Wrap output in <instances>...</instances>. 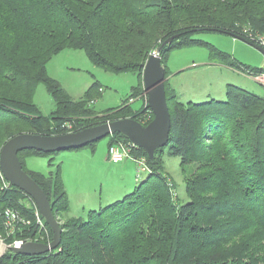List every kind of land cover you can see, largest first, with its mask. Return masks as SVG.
Masks as SVG:
<instances>
[{
	"label": "trees",
	"instance_id": "1",
	"mask_svg": "<svg viewBox=\"0 0 264 264\" xmlns=\"http://www.w3.org/2000/svg\"><path fill=\"white\" fill-rule=\"evenodd\" d=\"M243 27L264 32V0H0V148L22 132L58 135L127 117L146 125L153 113L143 66L176 35L160 51L168 141L152 158L143 148L131 150L145 158V178L121 198L68 217L59 169L27 172L47 195L61 239L38 255L7 248L0 264H264V95L228 83L221 100H183L169 85L166 66L170 50L198 44L208 47L214 62L249 75L264 73V65L249 67L196 37L206 31L239 36ZM63 49H82L92 63L115 73H136L139 83L120 105L95 111L90 104L97 81L74 100L49 75L48 61ZM37 83L54 100L48 115L33 101ZM134 96L142 99L138 108L130 106ZM127 141L115 132L108 146ZM24 152L45 153L23 149L19 159ZM165 154L189 169L187 201L164 170ZM6 184L0 172V237L7 244L49 242L52 230L43 217L42 227L36 223L33 199ZM7 207L29 221L13 233L5 226Z\"/></svg>",
	"mask_w": 264,
	"mask_h": 264
},
{
	"label": "rangeland",
	"instance_id": "2",
	"mask_svg": "<svg viewBox=\"0 0 264 264\" xmlns=\"http://www.w3.org/2000/svg\"><path fill=\"white\" fill-rule=\"evenodd\" d=\"M196 37L231 54L249 67L264 65L262 52L231 35L206 31L196 34ZM166 66L171 71L168 76L169 85L175 88L183 100H221L225 97L228 83L264 95V84L261 80H256L248 71L242 72L214 62L205 45L194 44L170 50L166 56ZM46 67L49 75L74 100L82 98L91 83L97 81L100 85L99 92L90 105L98 112L123 103L132 87L139 83L136 73H115L95 65L82 49H63L50 58ZM33 101L44 115L50 114L54 109V100L43 83L36 84ZM141 104L142 99L138 96H134L130 102L131 108H138ZM109 136L110 134L77 149L41 154L24 152L20 154L23 169L26 172L48 174L58 168L69 205L66 216H84L89 209H97L132 191L137 181L147 175L146 170L139 171L138 163L131 158L119 162L108 159ZM163 163L165 172L176 185L177 195L187 201L184 186L189 169L180 164L177 156L165 154ZM0 239L1 255L7 249V243L1 237Z\"/></svg>",
	"mask_w": 264,
	"mask_h": 264
},
{
	"label": "water",
	"instance_id": "3",
	"mask_svg": "<svg viewBox=\"0 0 264 264\" xmlns=\"http://www.w3.org/2000/svg\"><path fill=\"white\" fill-rule=\"evenodd\" d=\"M176 35L164 40L147 58L142 70V84L147 105L153 118L142 125L137 120L127 117L86 127L77 131L58 135H40L22 132L10 137L0 148V172L9 185L15 186L29 195L41 216L52 230V239L48 243L28 241L20 247L10 246L12 252L24 255H38L56 248L61 239V227L51 211L47 195L34 179L22 168L17 152L23 149H35L45 153L60 150L77 149L94 142L108 134L119 132L127 137L135 146L143 148L149 158L153 157L156 148L164 146L168 141L170 129V113L164 89V67L160 61V51ZM243 40L264 55V49L253 45L241 36H233Z\"/></svg>",
	"mask_w": 264,
	"mask_h": 264
},
{
	"label": "built area",
	"instance_id": "4",
	"mask_svg": "<svg viewBox=\"0 0 264 264\" xmlns=\"http://www.w3.org/2000/svg\"><path fill=\"white\" fill-rule=\"evenodd\" d=\"M239 36L245 38L247 41L251 42L252 44L257 45V46L264 49V32L253 29L251 27H243L240 31ZM263 76H264V74H263ZM262 82H264V81H262ZM132 100H133V98H130L129 102H131ZM136 147L137 146H135L130 141L115 142V143L111 144L110 146H108L107 157L109 160H111L113 162H119L125 158H131L138 163L139 171L146 170L147 164H146L145 158L141 157V156L135 157L131 153V150L133 148H136ZM6 185L7 186L9 185L8 181H7ZM4 217H5V226L7 228L8 233H13V231L15 230V228L17 227V225L19 223H28L29 222L28 220H26L25 218L20 216L18 211H16L13 208H10V207L5 208ZM34 217H35V221L38 224V226L42 227L43 226V219H42V216H41V214L37 208L34 210ZM28 241L36 242L30 238H27L25 240L15 239L12 243L7 244L6 247L7 248H9L10 246L20 247L22 243L28 242Z\"/></svg>",
	"mask_w": 264,
	"mask_h": 264
},
{
	"label": "crops",
	"instance_id": "5",
	"mask_svg": "<svg viewBox=\"0 0 264 264\" xmlns=\"http://www.w3.org/2000/svg\"><path fill=\"white\" fill-rule=\"evenodd\" d=\"M233 37V36H232ZM234 38H236V37H234ZM243 41V40H242ZM245 42V41H244ZM253 77V76H252ZM262 77H264V76H256V75H254V78L256 79V80H258V81H260L261 83H263L264 84V82H262V81H264V78H262ZM208 96L209 95H207L206 96V98H208ZM205 98V97H204Z\"/></svg>",
	"mask_w": 264,
	"mask_h": 264
}]
</instances>
